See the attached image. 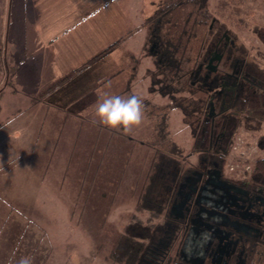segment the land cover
Segmentation results:
<instances>
[{
  "label": "rangeland",
  "instance_id": "rangeland-1",
  "mask_svg": "<svg viewBox=\"0 0 264 264\" xmlns=\"http://www.w3.org/2000/svg\"><path fill=\"white\" fill-rule=\"evenodd\" d=\"M168 1L0 0V42L11 70L0 146L21 145L0 172V264L22 257L32 264H119L112 252L128 224L164 221L151 220L158 207L145 194L171 142L184 149L177 159L183 168L198 160L186 108L196 98L192 81L202 84L193 68L216 46V39L203 49L196 41L183 64L159 72L146 21ZM209 9L236 38L237 52L247 49L264 68L255 33L264 27V0H210ZM172 35L156 32L163 42ZM95 50L99 55L88 56ZM19 94L25 97L17 101ZM131 95L143 101L139 125L125 134L100 124L98 101ZM261 135L264 123L259 133L239 130L229 176L248 177L264 154ZM37 145L46 157L32 152Z\"/></svg>",
  "mask_w": 264,
  "mask_h": 264
},
{
  "label": "flooded vegetation",
  "instance_id": "flooded-vegetation-1",
  "mask_svg": "<svg viewBox=\"0 0 264 264\" xmlns=\"http://www.w3.org/2000/svg\"><path fill=\"white\" fill-rule=\"evenodd\" d=\"M158 45L148 48L161 72ZM230 45H234L232 38L222 34L215 48L204 54L202 65L193 68L192 77L202 84L191 83L196 98L189 102V115L202 123L227 119L247 86L248 77L237 61L230 72L219 71ZM202 100L205 105L199 107ZM223 145L218 133L211 148ZM197 157L195 165L166 173L168 183L156 194V206L167 204V208L155 239L169 246L171 264H264V190L229 176L218 161Z\"/></svg>",
  "mask_w": 264,
  "mask_h": 264
},
{
  "label": "trees",
  "instance_id": "trees-1",
  "mask_svg": "<svg viewBox=\"0 0 264 264\" xmlns=\"http://www.w3.org/2000/svg\"><path fill=\"white\" fill-rule=\"evenodd\" d=\"M209 1L169 0L165 5L161 4L157 7L154 15L146 21V24L147 26L153 24L149 27V46L151 47L153 43L159 44L156 50H159L158 60L161 61L162 66L160 69L164 75L171 68H177L180 64H183L186 53L192 50L191 47L194 43L198 42L202 49L205 46L208 48V44L213 45L214 39L217 43L224 33H227L232 38V42L235 43L229 46L225 57L219 64V71L223 73L225 71L230 72L234 62L237 61L242 66L243 74L248 79L244 80L247 86L240 92L234 105L226 114L227 119L222 116L214 123L211 120L202 123L198 117L190 116L189 110L187 111L186 108V116L193 120L189 124L193 137L192 153L204 156L209 160L218 161L219 165L226 167L239 130L245 128L256 133L262 131L264 123V68H261L255 59L250 56L247 49L240 47L241 51L236 52L238 49L236 38L231 31L226 29L223 23L216 21L209 9ZM153 27H155L154 31L152 30ZM160 30H163L165 34L169 32L174 36H169L170 38L163 42L159 37H156V32ZM255 33L264 45V27L257 29ZM199 65H202V60L197 63V66ZM10 74L11 70L7 62L6 50L0 42V84L4 82V86L0 88V103L6 96V86L11 85ZM252 83L253 85H251ZM204 105V101H200L199 107ZM163 124L161 129L165 139L168 134L166 135V125ZM224 127L226 128L225 132L222 130ZM218 133L222 135L224 145L221 148H211V143H215ZM259 140L260 148L264 150V135H261ZM183 153V147L171 142L170 149L164 152V155L159 158L155 165L156 173L152 176L154 178L150 179V188H147L145 194V198L148 197V202L155 203V207H158L151 213V220L166 213L167 204L161 207L156 206L158 201L156 194L159 195L161 186L164 187V183H168L165 178L168 171L175 168L183 170V165L177 160L183 157ZM154 179H157L156 182L153 181ZM241 182H247L252 188L260 186L264 190V154L257 158L253 170L247 178L241 179ZM148 209L152 210L150 204ZM150 223L144 225L140 221H136L126 226L118 241L116 250L112 252L116 262L119 264H171L169 246L155 239L158 237L159 224Z\"/></svg>",
  "mask_w": 264,
  "mask_h": 264
},
{
  "label": "clouds",
  "instance_id": "clouds-1",
  "mask_svg": "<svg viewBox=\"0 0 264 264\" xmlns=\"http://www.w3.org/2000/svg\"><path fill=\"white\" fill-rule=\"evenodd\" d=\"M143 101L131 95L127 98L121 96H106L96 105L95 115L101 125L110 129L122 128L126 134L132 126L139 125L144 115ZM3 166L0 165V170ZM18 264H32L31 258L22 257Z\"/></svg>",
  "mask_w": 264,
  "mask_h": 264
},
{
  "label": "crops",
  "instance_id": "crops-1",
  "mask_svg": "<svg viewBox=\"0 0 264 264\" xmlns=\"http://www.w3.org/2000/svg\"><path fill=\"white\" fill-rule=\"evenodd\" d=\"M92 40V39H91ZM126 44V43H125ZM80 48H81V50L82 49H84V48H87V46L85 45V44H82V45H80ZM115 52V51H114ZM114 52L113 53H111L109 56L111 57V56H113L114 55ZM126 52H128L130 55H131V50L130 49H126ZM91 55H99V53L97 52V50H95L92 54H89L88 56H91ZM125 60H127V56L125 55ZM58 62V61H57ZM127 62V61H126ZM121 67H124L125 66V61H122L121 62V65H120ZM121 73H123V72H121ZM15 83H17V77H15V81H14ZM18 84V83H17ZM18 92H20V91H18ZM7 94H8V92H6V96H7ZM5 96V97H6ZM4 97V98H5ZM16 97H17V101H19V100H21L22 98H24L25 97V95H23V94H19V95H16ZM3 102V100L1 101V103ZM2 107V106H1ZM29 145H32V144H29ZM21 145H11L10 143H8V145H4V146H0V165H5V161H8V160H10L11 158V156H13V154H15L16 152H20V149H21V147H20ZM44 147H46V145H44ZM43 147V148H44ZM42 148H38V145L37 146H33V149H32V152H34V153H40L41 155H40V157L41 158H44V157H46L47 155H45V153L43 154L42 153V150H41ZM33 159H36V156H35V154L33 155V157H32ZM50 158H52V155H50ZM29 159H30V157H29ZM51 165H52V163H51ZM2 170H4V168L2 169ZM2 170H0V172H2ZM0 184H1V178H0Z\"/></svg>",
  "mask_w": 264,
  "mask_h": 264
},
{
  "label": "water",
  "instance_id": "water-1",
  "mask_svg": "<svg viewBox=\"0 0 264 264\" xmlns=\"http://www.w3.org/2000/svg\"><path fill=\"white\" fill-rule=\"evenodd\" d=\"M221 58H222V55H219L218 57H217V60H221Z\"/></svg>",
  "mask_w": 264,
  "mask_h": 264
}]
</instances>
